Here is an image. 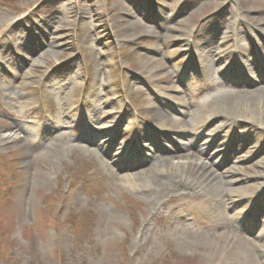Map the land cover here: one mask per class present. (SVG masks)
Returning a JSON list of instances; mask_svg holds the SVG:
<instances>
[{
    "label": "rangeland",
    "instance_id": "obj_1",
    "mask_svg": "<svg viewBox=\"0 0 264 264\" xmlns=\"http://www.w3.org/2000/svg\"><path fill=\"white\" fill-rule=\"evenodd\" d=\"M81 2L99 11L76 16ZM45 16L62 20L66 27L58 33L68 42L60 47L64 55L48 60L41 58ZM224 17L248 22L261 45L236 36L218 48L222 56L232 49L264 52V0H0V139H7L0 145V264H207L214 249L186 231L211 248L224 244L221 234L231 230L241 240L264 230L256 222L264 214V175L258 173L264 172V140L246 151L245 165L236 161L240 152L219 145L221 170L245 166L241 174L257 175L236 184L245 198L228 214L229 227L196 199L173 194L160 201L138 174L150 166L139 145L147 152L153 145L136 141L140 126L167 135L153 151L168 163L186 162L191 155L181 142L194 145L197 134L198 145H212L220 135L237 136L236 145L255 138L244 125L212 130L204 103L225 94L209 84L212 77L187 68L207 50L196 31L207 19ZM162 55L165 68L146 72ZM254 60L230 79L222 71L234 61L224 56L213 77L246 96L264 86V64L258 81L250 74ZM99 97L111 102L94 120L89 112ZM129 158L130 169L124 166ZM260 245H253L256 253Z\"/></svg>",
    "mask_w": 264,
    "mask_h": 264
},
{
    "label": "bare ground",
    "instance_id": "obj_2",
    "mask_svg": "<svg viewBox=\"0 0 264 264\" xmlns=\"http://www.w3.org/2000/svg\"><path fill=\"white\" fill-rule=\"evenodd\" d=\"M123 10L124 13L127 12L128 15L132 14L128 11L130 9L127 5L124 6ZM98 11L99 8L96 7V5L91 4L87 6L81 2L78 4L76 16L83 17L86 13H97ZM220 12L222 13L224 11ZM246 12L247 10H244V13ZM233 20L234 21L229 19L226 20L224 17L218 21H214L212 18L205 21L204 26L199 28L196 31V34L202 36V38H199L198 40H200V42H205L207 50L201 60H191L187 68L189 70L198 71L199 74H203L205 78L212 77L208 81L209 84L216 87V91H219L220 94H225L221 96L224 98H221L218 101L204 103V111H206L208 117L207 124L213 126L212 130L219 131L226 124L230 126L244 125L247 129L253 130L252 133L256 135L254 139H251L253 141L246 143L243 142L242 144L239 143L236 145L235 142L241 141L237 136H228L225 139L220 135L218 141L215 139L212 145L210 143L202 144L201 142L198 145L196 141L199 139L200 135L197 134L194 145L188 141L181 142L185 152L191 155V157L186 162L168 163L169 161L166 157L157 156L159 154L153 151V149L157 147V144L162 143V141L167 138V135L159 134L156 136L151 132H146L145 130H147V128L145 129V127L140 126L135 137L136 141L139 143L140 140L145 141L146 139L153 144L152 146L148 145V148H150L148 152L145 144L142 143L139 145V147H141L140 150L146 153L145 155L147 159L145 160L150 163L148 168L138 173L144 174V177L139 176V179L145 178L148 181L149 188L147 191L149 194L154 195L160 201H163L166 196L169 197L173 194L196 199L204 209L208 211L215 210L219 217L225 219V227L230 226L228 214H230V212L236 208L238 203H240L239 201L242 196L245 198V195H242L243 186H237L236 184L249 181L252 177H257V175H251L248 173L241 174L240 171L244 170L243 168H245V166L239 167L234 165L232 167H225L224 170H221L220 165L223 153L219 150V145L224 144L225 149H229L230 146V148L236 149L238 153L240 152L236 157V161L243 162L245 165L246 161L251 159L247 156L246 151L250 152L252 146L257 140H260L258 142L264 140V86L252 89L250 94L246 96H236V90L234 88L222 84V82L213 77L216 71H222L224 68L223 65L219 63L222 57L225 56L234 61L235 67L233 69L222 71L224 76L234 79L238 78L236 72L238 66L247 67L249 65L247 60L253 55L255 66L253 65V71H251L252 73L250 72V74H258V78L256 75L254 76V81H258L262 77L258 72L262 69L264 64V52H257L258 54H255L256 50H254L255 48H252L250 56L247 51L242 49H232L230 52L225 53L224 56L219 53L218 48L223 45L224 41L236 36L253 37L255 39V44L261 45V38L254 34L248 22L244 23V20L242 21L240 18H234ZM55 21H58L56 22L58 25L53 24ZM61 21L60 18L54 16H45L41 20L43 31L47 35L46 49L41 55L42 59L48 60L49 58L61 57L64 55V49H60V47L65 46L68 42L61 40L63 35L62 33H58L61 29L66 27ZM262 32L263 31H259L258 33H260L263 38L264 32ZM197 42L199 44V41ZM154 49L159 51L160 48L156 46ZM164 57L167 58L166 55H162L161 57L154 59L156 67L154 70L148 68L146 69V72L163 70L165 68ZM150 63H152V60L149 58L146 60V65H149ZM138 73L142 74V71ZM240 74L243 75L242 73ZM181 92H184L185 95L187 94L186 91ZM110 102V98L99 97L96 99L92 105L93 110L89 112L90 115L94 116V120H99L108 112L105 107L109 105ZM173 107L176 109L182 108V104ZM153 109L158 117L163 116L166 112L157 104L153 106ZM190 111L191 114L194 113V109ZM69 122L74 123L75 121L72 119ZM215 122L218 123L215 124ZM47 130L53 132L51 129ZM123 133L124 132L120 130L117 136ZM155 133L157 132L155 131ZM47 136L49 135H45V137ZM232 140H234L233 144H231ZM6 144L7 139H0V145ZM213 145H217L215 149L213 148ZM57 146H60V143H57ZM245 146L246 148H244ZM131 159H127V164L124 165L129 169L132 168V165H135L130 162L132 161ZM256 164L259 163L257 162ZM179 171L181 172L179 173ZM258 173H260L261 176L264 175V172L260 171ZM125 176H123V178L126 179L132 178L134 175ZM262 215L263 217H261L260 214L256 216V222L260 226L261 224H264V214L262 213ZM196 218L199 217L197 216ZM245 223H247L246 220L243 223L239 222V225L243 226ZM215 224L216 227L219 226L218 222ZM215 224L213 223L214 226ZM245 227L247 228V226ZM185 228L189 227L186 225ZM230 232L229 234H221V237L224 239V244L218 247L211 245V248L203 237H197L192 234L189 235L187 231L185 233L188 234L189 238H193L201 246L206 245L209 249H214V252L212 251L211 254L208 255L207 264H264V249L259 253H256L252 248L256 243H260V246L264 247V230H260L255 236L256 238L244 236L243 240L237 239L238 237L232 230Z\"/></svg>",
    "mask_w": 264,
    "mask_h": 264
}]
</instances>
